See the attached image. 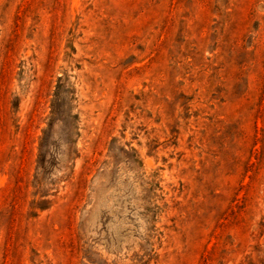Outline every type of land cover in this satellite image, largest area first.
Wrapping results in <instances>:
<instances>
[{
  "label": "rangeland",
  "instance_id": "rangeland-1",
  "mask_svg": "<svg viewBox=\"0 0 264 264\" xmlns=\"http://www.w3.org/2000/svg\"><path fill=\"white\" fill-rule=\"evenodd\" d=\"M0 264H264V0H0Z\"/></svg>",
  "mask_w": 264,
  "mask_h": 264
}]
</instances>
